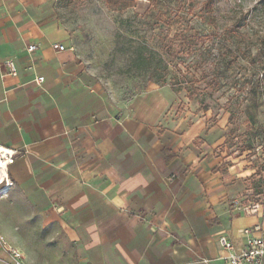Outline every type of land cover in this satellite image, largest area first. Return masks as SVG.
Returning <instances> with one entry per match:
<instances>
[{
	"label": "crops",
	"instance_id": "0c3cea01",
	"mask_svg": "<svg viewBox=\"0 0 264 264\" xmlns=\"http://www.w3.org/2000/svg\"><path fill=\"white\" fill-rule=\"evenodd\" d=\"M179 102L154 82L130 97L104 88L56 0H0V202L60 229L73 264H228L221 235L235 252L245 228L264 237V204L246 210L230 182L248 172L215 169L224 130Z\"/></svg>",
	"mask_w": 264,
	"mask_h": 264
},
{
	"label": "rangeland",
	"instance_id": "374dc122",
	"mask_svg": "<svg viewBox=\"0 0 264 264\" xmlns=\"http://www.w3.org/2000/svg\"><path fill=\"white\" fill-rule=\"evenodd\" d=\"M56 14L104 88L130 97L150 82L165 85L181 111L218 122L224 168L238 162L248 172L230 179L235 199L264 204L251 187L259 176L250 177L264 166V0H134L120 10L104 0H56ZM6 198L0 229L29 264L74 263L60 229Z\"/></svg>",
	"mask_w": 264,
	"mask_h": 264
},
{
	"label": "built area",
	"instance_id": "2783aa9c",
	"mask_svg": "<svg viewBox=\"0 0 264 264\" xmlns=\"http://www.w3.org/2000/svg\"><path fill=\"white\" fill-rule=\"evenodd\" d=\"M55 47L58 44H54ZM35 44H29L27 46V50L32 52L35 50ZM8 70L9 74H16L17 68L15 63L11 58L5 59L2 62ZM43 80L42 76H37L35 81L37 83ZM258 206L257 203L248 204L245 206V209L253 210ZM254 228H245L243 233L246 236L245 244L240 249V251L235 252L233 251V244L232 242L226 237L221 235L219 237V243L221 247L227 250V254L223 256V259L228 264H264V237L263 236H256L253 234ZM0 242L2 246L7 250L10 261L8 264H29L25 258V255L21 250L14 247L10 244L7 240L0 238Z\"/></svg>",
	"mask_w": 264,
	"mask_h": 264
},
{
	"label": "trees",
	"instance_id": "16d2710c",
	"mask_svg": "<svg viewBox=\"0 0 264 264\" xmlns=\"http://www.w3.org/2000/svg\"><path fill=\"white\" fill-rule=\"evenodd\" d=\"M105 3L107 4L108 7L110 8H114V9H124V8H127V7H131L134 5V0H104ZM169 49L172 48L171 45H168ZM144 61H149L148 58H145L144 57L142 58ZM154 69H157L156 67H154ZM166 69V68H164ZM157 71V70H156ZM175 79V80H174ZM175 81V82H172V81ZM166 81V73H163V74H157L156 76V82H165ZM171 83H174L172 85H175V83L177 82L176 81V78H171L170 79ZM224 165L223 163L220 164L219 167L215 168L216 170H223L224 169ZM264 171V166L263 168L261 169H257L255 172H253L250 177H253L255 175L259 176L258 179H253L252 180V189H253V194L255 195H264V176L261 175V172ZM256 202V201H254Z\"/></svg>",
	"mask_w": 264,
	"mask_h": 264
}]
</instances>
